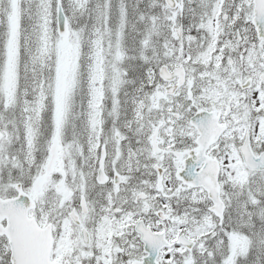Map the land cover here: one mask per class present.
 <instances>
[{
    "label": "snow or ice",
    "instance_id": "6c2138e0",
    "mask_svg": "<svg viewBox=\"0 0 264 264\" xmlns=\"http://www.w3.org/2000/svg\"><path fill=\"white\" fill-rule=\"evenodd\" d=\"M0 264H264V0H0Z\"/></svg>",
    "mask_w": 264,
    "mask_h": 264
}]
</instances>
